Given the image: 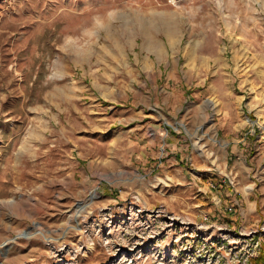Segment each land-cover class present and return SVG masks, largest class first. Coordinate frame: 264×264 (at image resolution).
<instances>
[{
  "label": "rangeland",
  "instance_id": "1",
  "mask_svg": "<svg viewBox=\"0 0 264 264\" xmlns=\"http://www.w3.org/2000/svg\"><path fill=\"white\" fill-rule=\"evenodd\" d=\"M262 257L264 0H0V264Z\"/></svg>",
  "mask_w": 264,
  "mask_h": 264
},
{
  "label": "crops",
  "instance_id": "2",
  "mask_svg": "<svg viewBox=\"0 0 264 264\" xmlns=\"http://www.w3.org/2000/svg\"><path fill=\"white\" fill-rule=\"evenodd\" d=\"M147 35H148V34H147ZM147 35H146V36H147ZM148 37L151 38V36H148ZM152 39H154L156 42H158V40H157L156 38L152 37ZM158 43L161 45L160 42H158ZM161 47H162V45H161ZM149 116H150V115H147V114H144V115H143V117H144L145 119H147V120H151V119H149ZM150 122H151V121H150ZM167 141L170 142L171 140L167 139ZM167 153L169 154L170 152H167Z\"/></svg>",
  "mask_w": 264,
  "mask_h": 264
},
{
  "label": "trees",
  "instance_id": "3",
  "mask_svg": "<svg viewBox=\"0 0 264 264\" xmlns=\"http://www.w3.org/2000/svg\"><path fill=\"white\" fill-rule=\"evenodd\" d=\"M261 259H262V261H264V257H262ZM262 264H264V262Z\"/></svg>",
  "mask_w": 264,
  "mask_h": 264
},
{
  "label": "bare ground",
  "instance_id": "4",
  "mask_svg": "<svg viewBox=\"0 0 264 264\" xmlns=\"http://www.w3.org/2000/svg\"><path fill=\"white\" fill-rule=\"evenodd\" d=\"M23 236V235H22Z\"/></svg>",
  "mask_w": 264,
  "mask_h": 264
}]
</instances>
